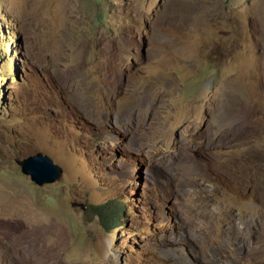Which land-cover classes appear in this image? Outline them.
<instances>
[{"label":"rangeland","instance_id":"obj_1","mask_svg":"<svg viewBox=\"0 0 264 264\" xmlns=\"http://www.w3.org/2000/svg\"><path fill=\"white\" fill-rule=\"evenodd\" d=\"M36 153L57 182L21 173ZM10 248L264 264V0H0V264Z\"/></svg>","mask_w":264,"mask_h":264},{"label":"water","instance_id":"obj_2","mask_svg":"<svg viewBox=\"0 0 264 264\" xmlns=\"http://www.w3.org/2000/svg\"><path fill=\"white\" fill-rule=\"evenodd\" d=\"M15 163L23 175L38 187L50 185L59 180L62 169L53 163L52 159L42 153H36Z\"/></svg>","mask_w":264,"mask_h":264},{"label":"trees","instance_id":"obj_3","mask_svg":"<svg viewBox=\"0 0 264 264\" xmlns=\"http://www.w3.org/2000/svg\"><path fill=\"white\" fill-rule=\"evenodd\" d=\"M91 210L99 217L105 228H112L119 222V213L121 208L114 205V202L108 201L101 205H92Z\"/></svg>","mask_w":264,"mask_h":264},{"label":"flooded vegetation","instance_id":"obj_4","mask_svg":"<svg viewBox=\"0 0 264 264\" xmlns=\"http://www.w3.org/2000/svg\"><path fill=\"white\" fill-rule=\"evenodd\" d=\"M254 159L255 160H260V155L259 154H255L254 155ZM10 256L11 258L10 259H6L5 262L6 264H27L28 262L24 259V258H21L18 254H14L12 251H11V248H10ZM20 258H19V257Z\"/></svg>","mask_w":264,"mask_h":264},{"label":"bare ground","instance_id":"obj_5","mask_svg":"<svg viewBox=\"0 0 264 264\" xmlns=\"http://www.w3.org/2000/svg\"><path fill=\"white\" fill-rule=\"evenodd\" d=\"M18 226V225H17ZM21 227V226H20ZM16 232H18V231H16Z\"/></svg>","mask_w":264,"mask_h":264}]
</instances>
